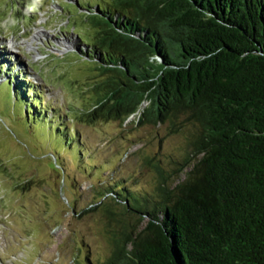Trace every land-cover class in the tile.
<instances>
[{
	"label": "trees",
	"instance_id": "16d2710c",
	"mask_svg": "<svg viewBox=\"0 0 264 264\" xmlns=\"http://www.w3.org/2000/svg\"><path fill=\"white\" fill-rule=\"evenodd\" d=\"M18 4L35 12L45 0ZM86 4L98 31L69 39L72 52L106 74L88 116L127 118L146 102L142 121L185 143L168 171L154 165L149 189L123 176L103 186L97 203L118 228L103 264H264V0ZM12 59L0 49L1 114L50 153L103 168Z\"/></svg>",
	"mask_w": 264,
	"mask_h": 264
},
{
	"label": "rangeland",
	"instance_id": "374dc122",
	"mask_svg": "<svg viewBox=\"0 0 264 264\" xmlns=\"http://www.w3.org/2000/svg\"><path fill=\"white\" fill-rule=\"evenodd\" d=\"M18 2L23 0H0V34L15 40L25 71L45 90L42 103L62 104L58 112L66 125L77 129L88 155L103 168H79L68 155H51L43 141H35L39 136L15 127L0 111V264H103L118 229L97 203L103 186L123 176L135 189H149L158 169L168 171L182 152L184 134L142 121L146 102L127 118L88 116L106 74L59 43L97 33L83 15L86 0H45L36 12Z\"/></svg>",
	"mask_w": 264,
	"mask_h": 264
},
{
	"label": "bare ground",
	"instance_id": "6f19581e",
	"mask_svg": "<svg viewBox=\"0 0 264 264\" xmlns=\"http://www.w3.org/2000/svg\"><path fill=\"white\" fill-rule=\"evenodd\" d=\"M39 34V33H38ZM31 45V44H30ZM29 48H32V46L30 47V46H28Z\"/></svg>",
	"mask_w": 264,
	"mask_h": 264
}]
</instances>
